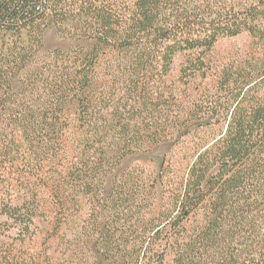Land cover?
Segmentation results:
<instances>
[{"label":"trees","instance_id":"1","mask_svg":"<svg viewBox=\"0 0 264 264\" xmlns=\"http://www.w3.org/2000/svg\"><path fill=\"white\" fill-rule=\"evenodd\" d=\"M99 258L264 264V0H0V264Z\"/></svg>","mask_w":264,"mask_h":264},{"label":"rangeland","instance_id":"2","mask_svg":"<svg viewBox=\"0 0 264 264\" xmlns=\"http://www.w3.org/2000/svg\"><path fill=\"white\" fill-rule=\"evenodd\" d=\"M77 45L78 43L75 40L62 37L61 35L57 34L56 29L54 27H51L47 29V31L45 32L43 49H41V51L37 55L36 61L40 62L48 52H52L58 49L63 51H69V50L71 51L73 50V48L77 47ZM226 46L229 47L230 44H227ZM31 68L32 66H30V69ZM172 147L173 146L171 144H161L154 147L149 152L131 155L123 160L121 166L119 167L116 173L121 174L124 170H126L131 165L136 163H140L142 165L148 164L151 171L153 172L155 171V173L156 172L158 173L163 158L165 157L166 154L170 152ZM113 178L114 175H111L106 180L105 194H104L105 198L108 197L112 191ZM160 192L161 191H159V193ZM81 202H82L83 210L84 211L86 210L85 213L91 208L93 204V201L87 198L86 199L83 198ZM155 211H157V209ZM98 264H107V263L104 262L101 258H99Z\"/></svg>","mask_w":264,"mask_h":264}]
</instances>
